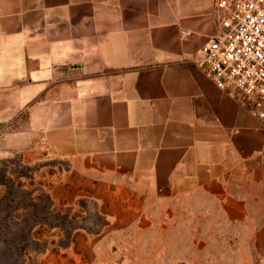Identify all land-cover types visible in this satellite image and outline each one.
Masks as SVG:
<instances>
[{
	"label": "crops",
	"instance_id": "obj_1",
	"mask_svg": "<svg viewBox=\"0 0 264 264\" xmlns=\"http://www.w3.org/2000/svg\"><path fill=\"white\" fill-rule=\"evenodd\" d=\"M215 1L0 0V137L54 189L208 196L264 264V121L196 60Z\"/></svg>",
	"mask_w": 264,
	"mask_h": 264
},
{
	"label": "rangeland",
	"instance_id": "obj_2",
	"mask_svg": "<svg viewBox=\"0 0 264 264\" xmlns=\"http://www.w3.org/2000/svg\"><path fill=\"white\" fill-rule=\"evenodd\" d=\"M15 142L0 137V264H256L250 235L208 196L198 203L173 189H54V181L78 177L48 160H24ZM54 190L88 195L58 201Z\"/></svg>",
	"mask_w": 264,
	"mask_h": 264
},
{
	"label": "built area",
	"instance_id": "obj_3",
	"mask_svg": "<svg viewBox=\"0 0 264 264\" xmlns=\"http://www.w3.org/2000/svg\"><path fill=\"white\" fill-rule=\"evenodd\" d=\"M218 30L197 60L206 75L264 119V0H217Z\"/></svg>",
	"mask_w": 264,
	"mask_h": 264
}]
</instances>
